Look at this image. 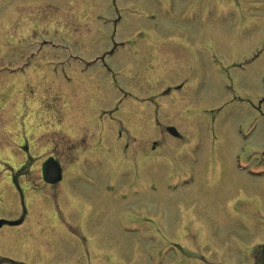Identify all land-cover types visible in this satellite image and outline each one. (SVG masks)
Listing matches in <instances>:
<instances>
[{"label": "rangeland", "instance_id": "374dc122", "mask_svg": "<svg viewBox=\"0 0 264 264\" xmlns=\"http://www.w3.org/2000/svg\"><path fill=\"white\" fill-rule=\"evenodd\" d=\"M222 2L228 3V8L221 7ZM112 3L113 0H0V217L16 219L22 213L17 194L7 192L8 166L3 164L20 162L21 154L14 150L19 139L13 144L10 137L19 136L15 134L17 117L22 129H37L40 135H46L54 121L33 99L47 95L44 87L53 86L50 92L59 87L87 93V89L102 86V92L92 102L86 96L85 105H107L116 94L122 103L126 100L128 111L137 115H141L139 110L144 105L132 102L134 97H163L170 108L180 105L181 120L171 118L172 112L159 120V130L173 126L185 140L187 150L192 144L199 145L195 155L178 157L180 168L207 178L206 169L212 159L218 164L221 176L211 182L210 193L220 199L198 201L195 207V215L211 234L213 245L200 253L206 261H169L185 255L178 250L164 255L153 243L155 239L147 242L142 237L149 231V223L139 221L136 225L131 217L156 215L160 227L166 226V219L171 217L172 225L176 224L179 209L173 201L189 195L179 198L176 194L173 199L165 192L163 184L175 176L172 166L162 161L152 165L147 174H138L157 189L144 187L129 192L124 185L129 178L124 181L131 170L120 167L117 178H107L103 170L106 155L91 149L84 166L90 181L75 174L67 178L74 189L69 193L78 194V202L88 209L86 243H75L67 237L63 240L52 231L54 221L47 223V214L54 206L59 210L69 208L70 215H77L74 208L67 207L70 201L62 194L54 199L46 197L54 190L62 193L59 186L46 187L35 178L36 192L41 195L32 197L38 199L33 206L26 205L33 218L18 229L0 230V264H245L248 250L264 245V0H117L115 8ZM8 6L15 7L17 14L6 13ZM154 36L162 40L183 36L191 39L192 46L201 40L204 47L202 51L196 48L201 51L196 60L179 49H171L172 44L168 52L155 55ZM105 38H115L125 46L111 53ZM132 38L137 41H126ZM102 48L109 53L105 61L98 60ZM171 50L176 57H165ZM174 86L183 89L160 96ZM65 113L68 114L56 123L55 129L62 135H74L72 130L77 126L83 125L80 129L86 134L87 126L95 128L79 115L67 109ZM125 122L122 129L129 131L130 127L134 132L128 134L132 137L126 139L128 148L122 151L146 154L151 142L159 138L135 139V127ZM141 122L138 127L142 134H157ZM174 143L172 147L177 144ZM8 145H12V158L2 147ZM162 146L168 149L170 142ZM210 150H214L213 155ZM2 191L9 197L4 198ZM200 192L209 194L206 190ZM236 197L250 212L249 221L228 218V206ZM71 201L74 203V197ZM41 212L46 217L44 228L36 227L41 225L36 224ZM69 214H59L60 221L67 222ZM131 228L138 231L130 234ZM223 251L234 253L235 261H230L229 254Z\"/></svg>", "mask_w": 264, "mask_h": 264}, {"label": "flooded vegetation", "instance_id": "af4514ba", "mask_svg": "<svg viewBox=\"0 0 264 264\" xmlns=\"http://www.w3.org/2000/svg\"><path fill=\"white\" fill-rule=\"evenodd\" d=\"M186 36L190 37L191 35ZM131 40L134 42L137 41L136 39ZM105 42L114 46L115 50L119 46H125L123 42H118L114 39L105 40ZM153 44L156 46L154 50L155 55H158V53L168 52L167 48L171 47V44L173 45L171 49H179L190 54V56H194V58L203 49V42H201V40H197L196 45L192 46L191 39H186L185 37L183 38V36L172 40H162L161 36H154ZM196 48H199L201 51H197ZM171 54L176 57V53L174 54L172 50L169 51L165 57H169ZM154 58L160 57L155 56ZM87 90L88 92L86 93L83 90L74 89L65 91L60 90L59 88L57 89L55 95L60 97L62 103L54 104L48 109L50 110L48 111L49 117L53 119L54 123L52 124L53 127L49 126L50 131L46 135H40L39 133L41 130L30 129L26 131L22 129L20 120L17 117L18 129L15 134L19 133L20 137H17L14 134H11L10 137L11 143L13 144H15L16 140L19 139V142H16L17 144L15 145L14 150H18V153L21 154L18 158L20 162H16L15 165L10 162L3 163L8 166V170L6 171L9 174L8 181L13 183L12 185L17 188L21 207L23 208L21 216L17 217H20V223L14 228L18 229L22 227L23 224L33 218L32 215L27 216L28 211L26 209V205L32 204L33 201H36L37 198L32 200L33 196L41 195L36 192L34 185L37 184V182L34 183L35 178H38V182H41L46 187L58 188L59 186L62 193L54 190L52 195L46 194V197H52V199H54V196L57 197L62 194L65 200L70 201L69 203L67 202L69 204L67 207L74 208L77 215H70L69 208L59 210L55 209L54 206V210L48 211L49 214H47V223H50L49 220H52V222L54 221V227L50 226L52 231L58 232V237L63 240L64 237H67L68 240H73L75 243L85 244V234L87 230L86 222L89 217L88 209H86L82 203L78 202V194L74 193L75 195H72L69 193L71 190L74 191V189L67 183V178L68 176L75 174L81 180L90 181V178L84 172L85 162H88L87 159L89 151L93 149L106 155L107 160L104 162L103 170L104 175L107 178H117L119 175L117 171L120 167L124 170H131L130 174H125L128 177L124 181L125 183L129 178L128 182L124 184L125 188L129 189V192L130 190L136 192L137 189H144V187H147V189L151 188L152 190L157 189V186L154 183L147 182L139 175L147 174L152 165L162 161H167L172 166L175 176L174 178L165 181L163 184V187H166L165 192L173 199H175L176 194L179 198L189 195V197L180 201H173L179 209L176 224L172 225L171 217H168L165 221L167 225L160 227L157 223L156 215L145 216L144 214L143 216H132L131 219L136 223L139 221L149 223L151 227L149 231L146 232L147 236H151L153 239L157 236L159 243L163 244L166 256H168L172 251L177 250L185 255L184 258L173 257L169 261H206V258L202 257L200 253L202 251H207L212 247V237L211 234L206 232L205 226L202 224L200 217L195 215V207L198 201L209 199L214 201L220 199L218 196L211 194L210 189L212 187L211 182L217 181L221 175L218 164L214 161V159H212V163L206 169L207 178H201L198 174H194V171L184 170L177 166L179 163L178 157L180 155H195L198 152L199 147L187 150L185 148L186 142L184 143L181 135L171 128L173 126H166L164 131H160V124L157 117L160 116L162 119L173 112L171 118L176 117L175 119L181 120L182 114L178 111V107L180 105H174L172 108H170L168 104L160 105L155 103L154 97L131 100L132 102L142 103L144 105V107L139 110L141 115H137L134 112H129L126 106H122L118 102L119 98L117 97V94L112 102H109L107 105H98L96 107L92 106L91 102L102 92V86H97L93 88L92 91L89 89ZM87 95L91 97V102L85 105ZM68 96L70 97V100ZM110 104L111 106L109 107L108 105ZM183 105L185 106L186 104ZM65 107L69 112H73L74 115H79L83 118L85 123L92 122L95 125V128L91 129L87 126L88 134H86L84 130L80 129L83 125L81 127L77 126L76 129L72 130L74 135L70 137L62 135L58 129H55L57 128L56 123L63 120V116L66 111ZM126 116H129V119L126 118ZM149 117L151 118L149 119ZM126 119L127 122H125ZM141 121H144V123L146 122V126L152 128L150 131L156 132L157 134H142L138 127L141 125L140 123H143ZM124 122H132V127H135L137 134L135 135L136 137L133 136L135 139L137 138L143 140V137L147 139H159L151 142V147L146 154H129L127 153V150L123 152L122 150L128 148V146L124 144L126 139L128 140V138L132 137L128 134H132L134 132V130H130V127H128L129 131L122 129ZM13 127L16 128L15 118L13 121ZM173 141L177 143H174V147H172L173 143L171 144ZM164 142H170L168 149H165L162 146ZM178 144H182V146ZM11 146L12 145H10V147ZM10 147L9 145L5 147L6 154H8L9 157L11 156ZM210 151L213 155L214 150ZM141 154L147 156H141ZM16 166L18 167L15 168ZM52 168L57 170V175L59 171V180L50 181L49 175L51 174L50 172ZM12 170H16L15 173L12 174ZM136 176L138 177L137 180H135ZM15 179L16 181L14 182ZM206 179H209V181ZM139 182H146L147 184H138ZM133 185L135 187L134 189L131 188ZM167 189L171 191H167ZM200 190H206L209 194L204 196ZM46 192L50 193L47 190ZM73 197L74 203L71 201ZM239 200V197L233 198L232 203L229 204L228 218L238 219L242 222L249 221L250 212L243 208L244 205L240 204ZM66 212L69 214V217L67 218V215V222L62 223L60 221L61 215L59 214H65ZM40 214V220H38L37 215H35L38 220L36 224H41L40 226H36L39 228L44 226V219H46L44 212H41ZM0 219H2V217H0ZM4 219L16 220L15 217ZM34 229L35 227L33 230ZM227 233H229V231H227ZM186 249L189 251H185ZM241 250L242 248L239 250L240 257ZM248 253V261H246L245 264H264V245L257 244L256 246L251 247L248 250ZM255 253L257 256H254ZM223 254L228 255L229 252L223 251ZM229 260L235 261L234 253L233 255L229 254ZM250 261L252 262L250 263ZM228 264L231 263L228 261Z\"/></svg>", "mask_w": 264, "mask_h": 264}, {"label": "bare ground", "instance_id": "6f19581e", "mask_svg": "<svg viewBox=\"0 0 264 264\" xmlns=\"http://www.w3.org/2000/svg\"><path fill=\"white\" fill-rule=\"evenodd\" d=\"M180 103V102H179ZM184 121V120H183ZM182 125L184 126V122H182Z\"/></svg>", "mask_w": 264, "mask_h": 264}]
</instances>
